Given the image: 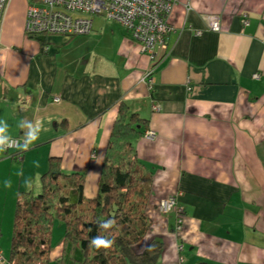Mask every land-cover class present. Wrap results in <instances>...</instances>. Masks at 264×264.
I'll use <instances>...</instances> for the list:
<instances>
[{
    "label": "crops",
    "instance_id": "obj_1",
    "mask_svg": "<svg viewBox=\"0 0 264 264\" xmlns=\"http://www.w3.org/2000/svg\"><path fill=\"white\" fill-rule=\"evenodd\" d=\"M28 6L12 0L0 25V120L8 122L7 138L22 145L21 120L40 121L42 130L21 158L13 157L19 150L0 152V236L2 212L9 204L15 210L21 191L39 189L52 157L67 172H85L86 194L96 195L126 104L156 135L137 143L152 175V227L138 248L162 241L158 264H264V0H178L155 62L103 17L75 39L72 56L52 45L74 37L56 36L42 53L25 34ZM213 15L219 32L208 27ZM177 194L181 232L176 214L159 210ZM63 248L61 241L52 264H62Z\"/></svg>",
    "mask_w": 264,
    "mask_h": 264
},
{
    "label": "trees",
    "instance_id": "obj_2",
    "mask_svg": "<svg viewBox=\"0 0 264 264\" xmlns=\"http://www.w3.org/2000/svg\"><path fill=\"white\" fill-rule=\"evenodd\" d=\"M25 34L36 41L45 37L38 42L42 53L48 52L47 35ZM148 128L147 120L130 113L126 104L120 105L93 196L86 194L85 172H67L61 158H50L38 191L18 194L11 253L5 263L52 264L54 226L60 222L64 227L62 264H158L164 250L162 241L138 248L152 227L147 215L152 175L137 153V143ZM16 150L14 158L26 152L21 146ZM108 220L114 221L110 229L99 227ZM97 235L112 239L113 246L90 247V240Z\"/></svg>",
    "mask_w": 264,
    "mask_h": 264
},
{
    "label": "built area",
    "instance_id": "obj_3",
    "mask_svg": "<svg viewBox=\"0 0 264 264\" xmlns=\"http://www.w3.org/2000/svg\"><path fill=\"white\" fill-rule=\"evenodd\" d=\"M11 2L0 0V25ZM177 3L178 0H30L26 33L63 37L89 35L93 30V19L103 17L121 24L132 39L141 44L142 52L155 62L157 50L166 48L167 39L173 32L169 15ZM209 18V29L219 32L220 17L213 15ZM197 34L201 36L202 32ZM153 73L154 69L147 75L150 85L154 84ZM145 135L147 139L156 137L151 131ZM11 141L16 146L8 149L20 148L19 141ZM159 210L165 215L175 213L177 230L182 231L184 210L179 206V194L165 199Z\"/></svg>",
    "mask_w": 264,
    "mask_h": 264
},
{
    "label": "clouds",
    "instance_id": "obj_4",
    "mask_svg": "<svg viewBox=\"0 0 264 264\" xmlns=\"http://www.w3.org/2000/svg\"><path fill=\"white\" fill-rule=\"evenodd\" d=\"M0 125H3L2 127H0V152H4L8 148L16 146V144H14L6 136V133L9 128L8 122L6 120H0ZM18 126L27 127V132L25 133V138H24L25 142L23 143V145L20 146L24 150H28L30 145H32L39 138V133L42 130V123L40 121L33 122L27 119H23L19 122ZM113 224H114L113 220H108L100 223L99 227L104 230H108L113 226ZM113 244L114 241L112 239H109L103 235H97L96 237H93L89 242L90 247H94L97 250L110 249L113 246Z\"/></svg>",
    "mask_w": 264,
    "mask_h": 264
},
{
    "label": "rangeland",
    "instance_id": "obj_5",
    "mask_svg": "<svg viewBox=\"0 0 264 264\" xmlns=\"http://www.w3.org/2000/svg\"><path fill=\"white\" fill-rule=\"evenodd\" d=\"M29 1L28 0V5H29ZM48 40L52 39V38H56V36H49L47 35ZM63 37V36H61ZM78 36H75L70 44L64 45V46H59L58 45H52L54 48L56 49H61L60 52L64 53V57L69 55L72 56V50L75 51L73 49L75 43L74 41H76L75 39H77ZM79 48V47H78ZM259 77L255 78V79H260V75L257 74ZM155 138H150L149 140L153 141ZM44 173L46 172L45 170L43 171ZM43 173V174H44ZM42 174V175H43ZM38 191V189L36 190ZM16 207H17V203H16ZM16 207L15 210L12 211L10 208V204L8 205L7 209L4 210L2 212V214L5 216V219H3V223H4V232L3 235L0 236V252L5 254V259L10 257V253H11V239H12V233H13V224H14V217H15V211H16ZM1 222V221H0ZM55 236H54V249H56L57 244L61 241H63V225L60 222H56L55 224ZM61 231V234H60ZM62 238V239H61ZM53 262V261H52Z\"/></svg>",
    "mask_w": 264,
    "mask_h": 264
},
{
    "label": "water",
    "instance_id": "obj_6",
    "mask_svg": "<svg viewBox=\"0 0 264 264\" xmlns=\"http://www.w3.org/2000/svg\"><path fill=\"white\" fill-rule=\"evenodd\" d=\"M45 39V37H40L39 39H38V41H42V40H44Z\"/></svg>",
    "mask_w": 264,
    "mask_h": 264
}]
</instances>
